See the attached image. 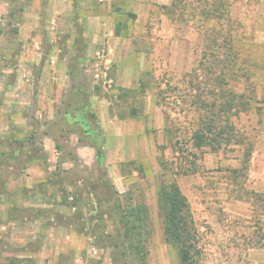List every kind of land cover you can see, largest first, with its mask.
Returning a JSON list of instances; mask_svg holds the SVG:
<instances>
[{
  "label": "rangeland",
  "instance_id": "1",
  "mask_svg": "<svg viewBox=\"0 0 264 264\" xmlns=\"http://www.w3.org/2000/svg\"><path fill=\"white\" fill-rule=\"evenodd\" d=\"M71 1L76 14L85 13L82 0ZM125 1L113 4L126 45L108 63L112 81L93 88L100 100L80 114L83 121L65 117L78 112L68 106L74 96L53 79L68 50L83 45V20L58 27L49 0H0V264H178L157 202L161 160L162 178H174L189 202L200 264H264V0L151 2L142 24ZM92 2L88 13L112 7L111 0ZM25 22L32 29L23 41ZM89 24L93 39L113 25ZM95 44L93 50L107 46ZM36 51L40 65L30 59ZM42 64L50 66L44 80ZM228 68L233 76L222 77L233 78V89L248 97L249 82L256 86L252 109L232 118L254 140L244 162L238 147L200 154L189 138L198 92L190 87L215 75L226 86L219 76ZM93 75L82 71L86 93ZM160 107L169 114L166 136ZM114 115L126 122L114 128ZM85 143L99 146L101 157ZM133 156L140 167L126 163ZM140 205L143 256L121 221Z\"/></svg>",
  "mask_w": 264,
  "mask_h": 264
},
{
  "label": "trees",
  "instance_id": "2",
  "mask_svg": "<svg viewBox=\"0 0 264 264\" xmlns=\"http://www.w3.org/2000/svg\"><path fill=\"white\" fill-rule=\"evenodd\" d=\"M177 1L179 0H174L172 5H175ZM229 71L231 70L220 72L219 76L226 86L217 85V76L215 75L210 84L208 82L206 85L197 83L190 87L191 89L195 88L198 92H196L197 96L193 100V112L197 126L191 131L189 138L194 147L200 149V154L205 151L214 152L221 149L232 151L238 147L241 149V159L244 162L249 160L254 140L248 136L249 134L240 132L232 118L241 112L252 109L253 103L256 101V95L253 92L256 86L249 82L252 89L249 96L246 97L244 91L235 90L230 86L229 79L232 80L233 78L225 79L224 76L222 77L224 73H228V77L229 75L233 76ZM246 71L248 70L246 69ZM251 75L252 73L246 77L247 81ZM194 78L198 82L199 73ZM216 86L217 90L215 89ZM204 88L209 90L210 96L208 98L202 96ZM164 111L166 112V109ZM165 131L167 133L169 128H166ZM206 147L208 149H204ZM56 148L59 149L61 146L57 144ZM191 155L193 159L197 158V154L192 152ZM160 166L163 171L160 173L161 178L156 195L159 212L162 216L165 240L175 251L178 264H200L197 232L189 202L174 178L166 181L165 178H162L166 175L164 172L167 168L163 160L160 161ZM142 208L141 205L134 206L129 212L125 211L121 214L123 217L121 221L126 225L125 236L128 239L134 238L136 244L133 245V248H137L141 256H143L144 250L140 244L142 235L140 229L142 228L141 221L145 217L142 215Z\"/></svg>",
  "mask_w": 264,
  "mask_h": 264
},
{
  "label": "crops",
  "instance_id": "3",
  "mask_svg": "<svg viewBox=\"0 0 264 264\" xmlns=\"http://www.w3.org/2000/svg\"><path fill=\"white\" fill-rule=\"evenodd\" d=\"M50 1V8L52 11V15H55V19L58 27L59 25L64 24V20H66L65 23H71L74 22L75 19L79 18L83 20V31H84V43L83 45L80 46H73L72 49L74 50H68V55L69 57L67 58V63L59 61L57 63L56 69H55V75L53 76L54 81L57 83V87H60L61 85H67V89L71 92L70 94L74 96L73 99H71L69 105L68 102L67 104L69 107H72V110L75 112L78 111L80 113H74L71 115L72 117L69 116V112L67 111L66 116L68 119H79V120H87L88 117L85 115H80L81 113H84V111L89 110V103L94 106L95 102H99L100 100V94L96 93L95 91L93 92V88L96 87L97 85H102L103 87L106 86L105 84L108 82H111L112 79H107L106 77V69L108 68V72L110 69V64L112 61V58L117 54L116 57H119L120 54L122 53V48H124V45H126V38L125 35L120 33L116 28H115V19L117 18V9L120 6H114L113 0H111V9L109 10L108 14H103L101 12H96L93 10V12L88 13L89 11V6H86V4L93 3L92 0H82V5L83 8L85 7L84 14H76L74 12L73 6L71 5V0H49ZM98 1L101 0H95L94 4L99 3ZM151 2H157V3H167L166 0H126L124 4H128L131 6V9H127L129 13H131L135 17L134 23L139 22V24L146 23L147 22V17H148V10ZM152 4V3H151ZM124 6V5H123ZM87 7V8H86ZM82 16V17H81ZM38 15L37 19L35 20V23L38 22ZM52 20V19H51ZM104 21V22H103ZM113 24L109 31L106 33H103L100 35L97 33L94 35H91L90 33V24L93 23L96 27H100L101 25L105 22H109ZM119 21V20H118ZM103 22V23H101ZM28 24V25H27ZM30 29H32L31 24L28 22L23 23V25L20 27V39L25 41L29 38L30 34ZM99 30V29H98ZM89 37V39H88ZM103 43V45L107 44V46H103L101 50H93V48L96 46L95 43ZM36 54V55H34ZM31 60H34L38 65H40L41 61V54L39 52H31L30 53ZM89 55L91 58H89ZM90 59H92V62H89ZM44 65V64H42ZM133 65V64H132ZM50 66H42L41 68V73H42V78L47 76V72L49 71ZM82 71H88V72H93L94 73V79L92 81L88 82V88L91 90L89 93H86L83 90V82H86V80L82 81ZM106 77V78H105ZM54 82H52L53 84ZM85 84V83H84ZM111 85V84H110ZM133 85V81L125 83V87H131ZM124 87V86H123ZM48 88V87H47ZM85 97V99L76 98V95ZM116 98V96L114 97ZM86 101H88V104H86ZM157 103H159V100H157ZM160 104V103H159ZM100 109V108H98ZM70 110V109H69ZM73 111V112H74ZM98 112H100L98 110ZM92 112H90V115ZM162 118H163V124L161 131L163 133V136H166V131L165 129L168 128L169 124V114L168 112L164 111V108L160 107V113H158ZM99 117H102L101 112L99 114ZM127 118V117H126ZM126 118L120 119L117 115H114V117L111 119L115 123L113 127L115 128L117 124L121 125L126 122ZM129 119H127V122L132 119V117L128 116ZM138 119L143 121V131L146 130V121L144 114L140 113L137 115ZM124 120V121H123ZM86 124V123H85ZM112 125L109 124V129H111ZM160 128V126L156 125V128ZM100 137H98V144L100 145ZM91 146V148L94 151L95 158L99 159L101 157L100 154V148L99 146L94 147V145L91 143H85L83 146ZM79 149V147H77ZM136 159H138V156H133L130 157L126 160V163L129 164H135L139 166V163L136 164ZM141 165V164H140ZM137 166V167H138ZM142 166V165H141ZM140 167V166H139ZM138 170V169H137Z\"/></svg>",
  "mask_w": 264,
  "mask_h": 264
}]
</instances>
